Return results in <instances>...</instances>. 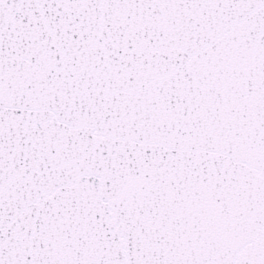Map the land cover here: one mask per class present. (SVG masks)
<instances>
[{"label": "snow or ice", "instance_id": "1", "mask_svg": "<svg viewBox=\"0 0 264 264\" xmlns=\"http://www.w3.org/2000/svg\"><path fill=\"white\" fill-rule=\"evenodd\" d=\"M0 264H264V0H0Z\"/></svg>", "mask_w": 264, "mask_h": 264}]
</instances>
